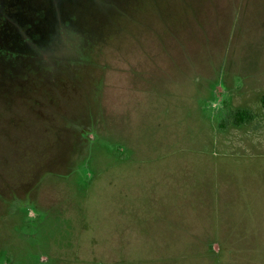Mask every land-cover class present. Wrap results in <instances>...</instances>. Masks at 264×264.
Returning a JSON list of instances; mask_svg holds the SVG:
<instances>
[{"label": "rangeland", "instance_id": "rangeland-1", "mask_svg": "<svg viewBox=\"0 0 264 264\" xmlns=\"http://www.w3.org/2000/svg\"><path fill=\"white\" fill-rule=\"evenodd\" d=\"M7 1L0 264H264V0Z\"/></svg>", "mask_w": 264, "mask_h": 264}, {"label": "flooded vegetation", "instance_id": "flooded-vegetation-1", "mask_svg": "<svg viewBox=\"0 0 264 264\" xmlns=\"http://www.w3.org/2000/svg\"><path fill=\"white\" fill-rule=\"evenodd\" d=\"M4 1L5 2L3 3L5 4L4 6L5 8L0 9V43L2 44L1 42L2 39L7 37L9 40L12 41L13 44H16V43L18 44V41L20 42L19 40L20 36L18 35H20L21 32L19 31L17 26L16 27L10 26V25L8 26L6 22H8L12 17L14 19H19L20 13H17L13 10V6L11 5V3L9 4L7 0H4ZM6 2L8 4V7H6ZM6 10H8V12ZM5 26H7V28H4Z\"/></svg>", "mask_w": 264, "mask_h": 264}, {"label": "trees", "instance_id": "trees-1", "mask_svg": "<svg viewBox=\"0 0 264 264\" xmlns=\"http://www.w3.org/2000/svg\"><path fill=\"white\" fill-rule=\"evenodd\" d=\"M250 119L251 115L245 110H239L235 114V122L237 125L247 122Z\"/></svg>", "mask_w": 264, "mask_h": 264}]
</instances>
